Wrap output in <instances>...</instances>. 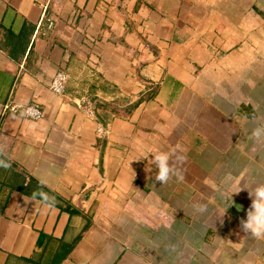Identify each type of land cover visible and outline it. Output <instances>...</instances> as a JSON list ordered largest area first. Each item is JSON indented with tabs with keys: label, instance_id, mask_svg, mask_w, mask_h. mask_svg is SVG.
<instances>
[{
	"label": "crops",
	"instance_id": "crops-1",
	"mask_svg": "<svg viewBox=\"0 0 264 264\" xmlns=\"http://www.w3.org/2000/svg\"><path fill=\"white\" fill-rule=\"evenodd\" d=\"M0 264H264V0H0Z\"/></svg>",
	"mask_w": 264,
	"mask_h": 264
},
{
	"label": "built area",
	"instance_id": "built-area-1",
	"mask_svg": "<svg viewBox=\"0 0 264 264\" xmlns=\"http://www.w3.org/2000/svg\"><path fill=\"white\" fill-rule=\"evenodd\" d=\"M66 82H67V75L64 71H58L56 75L54 76L52 82H51V88L53 89L54 92L58 94H63L65 87H66ZM86 110L90 113L93 114V105L88 101H84ZM11 109L13 111H19L23 110V114L27 117H30L32 119H38L41 117V111L38 109V107L35 104H30L26 106L25 108H22L21 106L14 105L11 106ZM99 132L104 131L103 127L98 128Z\"/></svg>",
	"mask_w": 264,
	"mask_h": 264
}]
</instances>
